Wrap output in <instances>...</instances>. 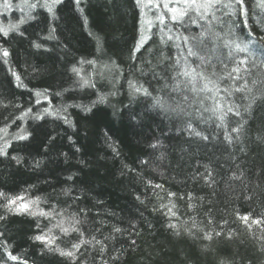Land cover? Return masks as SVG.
Instances as JSON below:
<instances>
[{"label":"trees","instance_id":"1","mask_svg":"<svg viewBox=\"0 0 264 264\" xmlns=\"http://www.w3.org/2000/svg\"><path fill=\"white\" fill-rule=\"evenodd\" d=\"M7 2L5 7L0 0V29H9L7 37L0 32V47L10 53L7 58L0 53V148L9 142L6 155H0V193L23 197L12 209L21 204L28 208L9 211L0 197V264H264V232L256 225L247 227L237 215L264 218L261 91L253 87L243 94L246 100L240 93L233 97L242 105L243 118L229 114V127L240 120L243 128L229 144L224 130L216 127L220 121L203 112L199 103L190 105L199 98L172 91L175 73L165 58L174 61L182 50L176 45L182 42L163 43L159 28H142L136 0H80L79 5L62 0L52 13L46 7H28L37 0ZM244 4L247 16L225 15L224 31L230 30L229 39L248 47L235 53L237 60L260 64L264 6L261 0ZM143 11L158 24L155 10ZM21 20L25 22L19 24ZM17 24L18 30L11 27ZM187 27L193 35L201 31L199 24ZM164 31L173 37L188 34L184 26L171 22ZM142 33L150 39L134 53ZM190 63L196 67L198 61L191 57ZM232 66L218 65L217 74ZM154 72L159 76L154 78ZM254 77L255 72L249 79ZM83 80L95 87H81ZM129 81L148 88L152 96L134 94ZM227 85L220 82L221 87ZM101 95L106 101L93 105ZM153 97L184 111L177 115L154 107ZM213 103L207 99L204 107ZM189 121L210 139L192 135ZM20 135L27 138H15ZM153 144L158 147L153 149ZM205 166L215 184L205 183ZM173 204L176 217L166 215ZM73 214L80 220L83 238L101 241L103 252L92 240L81 246L73 262L34 239L48 234L57 238L53 249H71L80 240L79 232L64 235L54 225L63 220L67 227ZM169 223L177 229H170ZM117 227L121 232L114 231ZM209 232L210 240L204 238ZM8 252L18 259L11 260Z\"/></svg>","mask_w":264,"mask_h":264},{"label":"snow or ice","instance_id":"2","mask_svg":"<svg viewBox=\"0 0 264 264\" xmlns=\"http://www.w3.org/2000/svg\"><path fill=\"white\" fill-rule=\"evenodd\" d=\"M61 2L62 0H51V2H49V0H45V3L40 5L39 0H37L36 3L29 4L28 7L30 9H35L38 6H42L46 7L47 10L52 13L54 6ZM75 3L79 5L80 0H75ZM136 4L141 8L142 28L145 24L147 25V31H151L153 26L159 28V31L163 33V35L160 37L161 42L163 43L172 42L174 40H180L182 42L181 44L176 45L178 50H182L174 61L172 58H165L168 60L171 70L175 73L173 77L175 83L172 86V91H184L193 94V96L196 98H199L198 100L195 98L192 99L190 101V105L199 103L203 112H211L212 115L220 121L216 127L224 130V139L229 144H231L234 139H238L243 128V124L240 122V120H237L235 122L236 126L229 127L228 121L229 114H231L232 117H240L241 119L243 118L240 111L242 105L237 103L233 97L237 93H240L242 94L240 98L246 100L248 97L243 94L245 92L251 93L253 91V87L260 90L261 95L264 96V61H262L260 64H257L255 62H250L247 58L237 60L235 53L247 52L248 47L247 45L241 46V44L237 43L235 40L229 39L228 37L231 34L230 30L225 32L223 27V25L226 23L223 20L225 15L230 16L242 14L247 16V9L245 7L244 0H227V2H225V0H146V2L145 0H136ZM8 6V2L5 0V7ZM261 6H264V0H261ZM145 7H147L149 11L155 10V20L158 21V24L154 25L153 20H148L145 18V13L143 11ZM223 9H227L228 11L224 12L222 11ZM217 13H219V15H217ZM24 22V20H21L19 24H23ZM168 22H171L174 25L180 24L181 26H184L185 32L188 34L173 37L170 32L164 31L167 28ZM19 24L13 25L11 27L18 30ZM189 24H199L201 31L193 35L187 27ZM217 26H220L219 31H215ZM0 32H2L4 37L9 35V29H0ZM20 34L23 35V33ZM148 39H150V37L142 33L140 40L137 41V44L133 49V52H140L147 43ZM35 47L39 48L40 45L36 44ZM225 49H227V52L224 51ZM0 53H2L4 58H7L10 55L9 51L2 47H0ZM191 57H195L198 61L196 67H193L192 63H190ZM4 62L7 63V60L5 59ZM88 63L94 64L95 61H88ZM229 64L233 65L230 71L224 72L223 75L217 74L216 69L218 65H220L222 69H228ZM72 71L76 72L77 74L79 73V70L75 67H73ZM253 72H255V77L250 80L249 78L253 77ZM13 75L16 74L13 73ZM157 76H159V73L154 72V78ZM16 79L19 80L20 77L16 76ZM221 81H227L228 85L226 87H221ZM250 83L252 87L249 86ZM80 86L95 87V84L91 83L90 80H83V83ZM129 87L133 90L134 94L142 93L144 96H152V93L148 90V88H145L143 85L137 86V84L133 81H129ZM165 87H168V85L166 84ZM153 99L154 107L162 108L165 111L171 110L176 112L177 115L184 111L179 107V105H177L175 108L166 106V102L162 101L159 97H153ZM207 99H211L214 102L211 108L204 107V101ZM183 100L185 102H189V96L184 95ZM105 101L106 97L101 95L98 97L97 101L93 102V105L96 103H104ZM221 101H224V103L222 104ZM225 105H227L226 108ZM250 106L251 105H249V107ZM88 110L90 111L91 109ZM28 111L30 112L31 109H28ZM245 111H247V109H245ZM45 113H48L47 109H45ZM185 114L189 117L192 116V113ZM200 114L202 117V112ZM25 115H27V112ZM20 119H23V117H20ZM36 119H42V117L37 116ZM64 119L66 123H69L66 118ZM187 127L192 135L200 137L204 141H208L210 139L209 136H205L200 131H197L190 121L188 122ZM233 134H236L235 137ZM15 138L24 140L27 138V136L20 135ZM8 145L9 142L6 141L4 147L0 148V155H6L4 148L8 147ZM150 147L155 149L158 147V144L150 145ZM113 151H116V149L114 148ZM13 158L16 159L15 157ZM17 163H19V160H17ZM205 168L206 174L203 175L205 183L209 185L215 184V178L212 171L208 170V166H205ZM234 178L239 179L238 176ZM148 184L155 188L163 189V185H152L151 181H148ZM168 195L170 197L176 196V193L169 192ZM0 197H3L7 201L4 207L8 208L9 211H18L20 209L27 210L28 208L27 205L23 204L19 205L16 209H12L10 207L11 205H16L18 200H23V197L8 198L4 193H0ZM180 198L183 199L184 197L181 196ZM192 198V194L189 193L188 199L191 200ZM137 199H139V197H137ZM165 207V205H161V208ZM175 207V204H173L172 207L167 208L166 215H169L170 217H176L177 213L173 211ZM188 207L192 208L194 205L189 204ZM40 215L51 217V213L41 212ZM237 215L247 227L251 228L252 225H256L261 230V232H264V218H253L249 215ZM2 218L3 217H0V219ZM209 223H211V220H209ZM225 223H227V221H225ZM78 224H80V220L76 218L75 214H73L72 218L68 222L67 227L65 226L63 220L54 225V227H58L64 235H68L70 232H79V242L72 244L71 249L69 250L60 249L59 247L53 249L51 246L57 239L55 236L42 234L35 236L34 239L44 243L49 247L50 251L55 250L59 253V255L75 262V260L78 258L77 254L80 252L81 246L91 244L92 240H95V237H93L92 240L84 239V233L81 232L77 227ZM168 227L170 229H177V225L175 223H169ZM193 227H195V225H193ZM114 231L121 232V229L117 227L114 229ZM49 233H51V229H49ZM177 234H179V232H177ZM216 235L219 236L220 233L217 232ZM204 238L210 240L212 238L211 233H205ZM260 239H264V237H260ZM95 243L101 245L100 251L103 252L104 246L102 242L95 240ZM7 255L11 260L15 261L18 259V257L13 255L11 252H8Z\"/></svg>","mask_w":264,"mask_h":264}]
</instances>
